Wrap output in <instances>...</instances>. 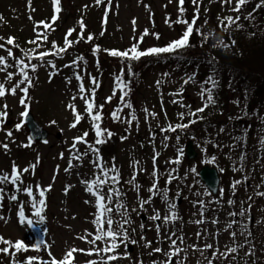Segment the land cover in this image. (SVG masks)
<instances>
[{
    "label": "rangeland",
    "instance_id": "374dc122",
    "mask_svg": "<svg viewBox=\"0 0 264 264\" xmlns=\"http://www.w3.org/2000/svg\"><path fill=\"white\" fill-rule=\"evenodd\" d=\"M263 17L264 0H0V264H264Z\"/></svg>",
    "mask_w": 264,
    "mask_h": 264
},
{
    "label": "water",
    "instance_id": "95a60500",
    "mask_svg": "<svg viewBox=\"0 0 264 264\" xmlns=\"http://www.w3.org/2000/svg\"><path fill=\"white\" fill-rule=\"evenodd\" d=\"M33 115L30 112H27L25 114V120L24 124L28 129L29 137L33 141H44L48 137V131L43 129L38 122L32 117ZM185 156L187 159H193L196 156V151L193 147V143L191 140H188L186 142V147H185ZM199 177L200 180L205 183L207 188L212 191V193H216L217 188H218V175L217 171L213 167H209L208 165L201 166L199 169ZM140 219L142 221H146L147 216L144 215L143 213H140L139 215ZM155 222L157 225L159 224V220L156 219ZM128 252L132 251V247L129 245L127 246Z\"/></svg>",
    "mask_w": 264,
    "mask_h": 264
},
{
    "label": "trees",
    "instance_id": "16d2710c",
    "mask_svg": "<svg viewBox=\"0 0 264 264\" xmlns=\"http://www.w3.org/2000/svg\"><path fill=\"white\" fill-rule=\"evenodd\" d=\"M263 21V22H262ZM261 21V25H259L258 29L256 28L255 30L251 31V34H248L249 36H252L254 38H258V40H260L263 36H262V31L260 30H264V17ZM260 32V33H259ZM250 37V38H252ZM177 48V47H176ZM175 48V49H176ZM175 49L171 50V51H174ZM160 50V51H159ZM162 49H155L153 52L154 53H161ZM264 52V51H262ZM172 62H174V58L172 59ZM189 62H187L188 64ZM199 63V61L197 62V64ZM229 69L230 67L227 68V71L229 73ZM238 74L235 75L232 79H231V83H236L238 84L239 86H242V87H245L246 88V91L248 90V83H246L247 79L250 78L251 76L247 75L245 72H243L240 68L238 69ZM263 82H264V79L261 81L262 85H263ZM260 83V84H261ZM258 84V85H260ZM215 88V87H214ZM252 222V220H251Z\"/></svg>",
    "mask_w": 264,
    "mask_h": 264
},
{
    "label": "clouds",
    "instance_id": "9594fccd",
    "mask_svg": "<svg viewBox=\"0 0 264 264\" xmlns=\"http://www.w3.org/2000/svg\"><path fill=\"white\" fill-rule=\"evenodd\" d=\"M192 141V140H191ZM193 143V142H192ZM186 147V146H185ZM186 157V156H185ZM194 159V158H193ZM189 160H191V159H189Z\"/></svg>",
    "mask_w": 264,
    "mask_h": 264
}]
</instances>
